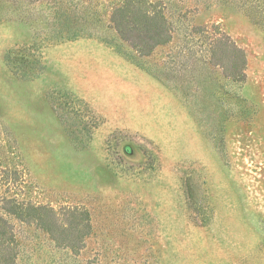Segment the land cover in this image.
Masks as SVG:
<instances>
[{"label":"rangeland","instance_id":"obj_1","mask_svg":"<svg viewBox=\"0 0 264 264\" xmlns=\"http://www.w3.org/2000/svg\"><path fill=\"white\" fill-rule=\"evenodd\" d=\"M13 1L0 0V171L17 172L19 200L77 211L71 245L15 222L17 264H264V0H152L179 31L149 56L110 22L122 0H83L88 35L52 43L21 20L42 4ZM213 26L245 51L244 83L186 37Z\"/></svg>","mask_w":264,"mask_h":264},{"label":"trees","instance_id":"obj_2","mask_svg":"<svg viewBox=\"0 0 264 264\" xmlns=\"http://www.w3.org/2000/svg\"><path fill=\"white\" fill-rule=\"evenodd\" d=\"M13 2L23 10L27 8V4L28 6L35 3L42 4L43 16L39 18L26 16L21 20L27 19L36 24L49 26L43 42H64L86 37L90 29L89 25L93 26V22L90 21L94 13L83 0H14ZM160 2L122 0L111 10L110 22L115 31L141 56H149L158 47L168 45L179 31L168 17L166 7ZM185 34L191 41H195L196 36L202 38L204 47L201 48V52L209 59L206 60V65L221 68L223 75L233 82L244 83L247 80L248 62L245 51L216 26L187 28ZM193 53L197 51L193 50ZM17 175V172L0 171V264H17L19 247L16 241L15 222L35 224L48 230L58 241L70 236L67 240L69 245L75 240L76 228L70 219L72 216L75 217L77 211L62 208L57 212L53 208L35 206L31 202L19 200L17 197L22 191L21 184L17 181H8ZM3 190L5 194L12 191L14 193L9 197L3 196Z\"/></svg>","mask_w":264,"mask_h":264}]
</instances>
